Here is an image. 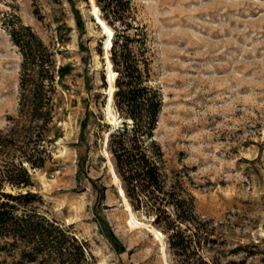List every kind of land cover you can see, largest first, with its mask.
Here are the masks:
<instances>
[{
	"label": "rangeland",
	"instance_id": "rangeland-1",
	"mask_svg": "<svg viewBox=\"0 0 264 264\" xmlns=\"http://www.w3.org/2000/svg\"><path fill=\"white\" fill-rule=\"evenodd\" d=\"M131 6V47L147 60L149 84L163 93L154 139L165 151L170 183L180 175L197 213L225 241L207 245L203 256L264 264V0ZM8 21L31 25L55 49L57 68L71 67L56 84L45 165L30 169L31 189L44 199L40 210L72 224L96 264H180L167 234L132 209L105 148L123 119L111 100L114 29L96 0H0V134L22 114L23 58ZM249 243L257 245L253 256L249 247L232 252ZM0 264H15L13 256L0 253Z\"/></svg>",
	"mask_w": 264,
	"mask_h": 264
},
{
	"label": "trees",
	"instance_id": "trees-1",
	"mask_svg": "<svg viewBox=\"0 0 264 264\" xmlns=\"http://www.w3.org/2000/svg\"><path fill=\"white\" fill-rule=\"evenodd\" d=\"M102 17L114 29L109 38L113 107L122 126L109 134L107 149L132 209L152 217V223L167 234L170 252L180 264H245L218 257L209 261L202 252L207 245L224 243L212 221L196 211L195 197L176 175L170 183L161 143L154 139L164 100L162 91L149 84L147 60L131 47L134 37L131 0H96ZM133 17V18H132ZM13 43L22 54L20 120L0 134V253L13 256L15 264H96L88 244L57 219L41 210L42 195L33 191L31 168H43L45 139L55 124L58 103L56 84L71 69L56 66V51L29 24L7 22ZM83 28V21L78 18ZM57 76L59 77L57 79ZM91 91V87L89 86ZM25 117H23V114ZM170 183V184H169ZM8 187L10 189H8ZM113 242V236L110 234ZM255 243L240 244L234 254ZM264 262V257L262 258ZM249 264H256L251 262Z\"/></svg>",
	"mask_w": 264,
	"mask_h": 264
},
{
	"label": "water",
	"instance_id": "water-1",
	"mask_svg": "<svg viewBox=\"0 0 264 264\" xmlns=\"http://www.w3.org/2000/svg\"><path fill=\"white\" fill-rule=\"evenodd\" d=\"M106 146H107V139L105 140V148H106ZM120 187L122 188V184L120 185ZM119 190H120V188H119Z\"/></svg>",
	"mask_w": 264,
	"mask_h": 264
},
{
	"label": "bare ground",
	"instance_id": "bare-ground-1",
	"mask_svg": "<svg viewBox=\"0 0 264 264\" xmlns=\"http://www.w3.org/2000/svg\"><path fill=\"white\" fill-rule=\"evenodd\" d=\"M111 100H113V96H112ZM120 185H121V184H120ZM121 189H123V187H122ZM123 190H124V189H123Z\"/></svg>",
	"mask_w": 264,
	"mask_h": 264
}]
</instances>
